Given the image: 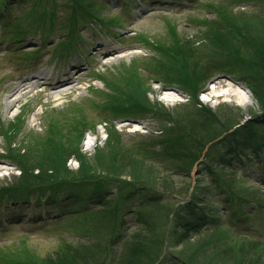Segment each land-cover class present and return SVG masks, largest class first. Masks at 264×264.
<instances>
[{"label":"rangeland","instance_id":"rangeland-1","mask_svg":"<svg viewBox=\"0 0 264 264\" xmlns=\"http://www.w3.org/2000/svg\"><path fill=\"white\" fill-rule=\"evenodd\" d=\"M87 1L0 0V187L13 186L16 179L23 175L14 160L9 158L11 151H21V155L26 156L31 145L48 136L52 123L60 124L62 130L66 128L63 134L70 138V135L76 134L72 129L74 121L85 122L82 124L85 125V131L81 149L86 156V167L89 172L101 176L99 179L106 184L103 194L106 202L100 205L90 203L87 207L91 211L90 215L87 210L79 213L75 210L78 209V192H75L74 201H65L61 207L53 209L66 213L57 216V221L48 215L37 219L32 208L34 197L30 198L28 204L20 202L22 200L0 203V264H18L21 261L19 255L26 249L45 258L54 254L64 242L73 246L92 242L109 244L114 249L112 255H108L106 264H119L126 242L132 243L135 236L138 242L145 235L142 217L138 214L142 205H145L141 211L143 217L151 219L155 225L153 232H158V237L167 236L163 247L158 246L154 253L158 254V261H166L167 255L177 253L176 250H168V242L173 243L176 208L191 199L194 188H207L214 177L207 170H203L201 176L198 164L203 158L189 167V175L177 176L174 173L180 166L174 158L155 159L145 153L143 158L145 156L149 162L142 168L140 181L158 189L160 205L155 206L137 194L124 200L122 194L127 190H122L123 184L133 183L127 164L130 156L123 164L114 159L111 154L113 151L108 148L111 127L115 126L122 137V146L133 144L135 150L132 149V153L138 156L140 142L158 143L167 137V129L173 124L156 113H143L129 118L119 112V108L115 110V107L122 105L118 99L119 92L102 80L106 76L115 78L118 71L128 68L131 62H140L138 66L150 101L163 106L173 117L174 113L177 114L182 120L186 115H196L201 105L213 112L222 109L223 112L219 113L223 121L240 115L243 116V123H254L253 114H261L259 101L248 84L236 72L237 76L223 70L229 66L223 64L225 68H220L221 58L209 46V40L204 38L209 25L219 22V14L224 9L233 15L260 13L264 16V0ZM90 7L94 14L88 17L86 9ZM74 15H80L82 20L77 22L75 28L74 21H71V18L75 19ZM203 22L205 24L202 25ZM171 29H176L180 38L195 42L191 61L197 63L199 68L196 69L203 73L197 91L190 90L186 84L170 82L169 72L159 71L154 66L157 60L167 61L157 44L171 43ZM203 44L207 45L206 48H200ZM43 75H48L53 87L47 85L46 81H38L37 77ZM37 81L35 87L17 92V88L25 82L31 85ZM114 84H117L116 81ZM239 88L249 92L251 98L240 92L236 94ZM230 91L233 92L230 94ZM9 102L13 105H9ZM18 121L24 123L21 131H13L12 136L7 135V127ZM257 131L264 138V124L258 126ZM90 137L95 139L94 144L89 143ZM76 138L71 139L74 141ZM228 148L226 144L218 147L219 156L228 153ZM253 151L252 147H248L245 153L234 154V160L237 162L239 157L246 160V154L252 155ZM66 165L72 174L79 171L80 163L76 157H68ZM238 169L243 182L237 180L236 187L241 184L248 186V192L254 190L263 199L264 170L258 162L249 166L247 162L238 166ZM120 170L123 173L117 177L116 171ZM39 172V169L34 171L36 175ZM51 173L49 170L48 174ZM166 178L175 183L174 193H178L179 197L165 190L163 192L158 187H161L157 185L158 181ZM198 178H201L199 183ZM83 180L87 182V179ZM74 181L81 183L82 179L78 177ZM63 191L59 199L68 200L67 190ZM85 193L91 196L90 189ZM154 194L155 191L152 194L155 198ZM226 196L230 197V193L222 188L212 198L209 196L202 208L206 209V213L218 212L227 221V214L222 210ZM82 197L79 199L82 200ZM238 204L233 198L231 210ZM116 207L118 210L115 211ZM73 209L75 212L69 214ZM46 210L47 206L43 205L41 214ZM241 211L250 213L244 223H239L241 227H248V239L264 240V209L254 201L241 207ZM114 238L119 242H115ZM235 238L231 236L223 240L234 241ZM193 239L182 247L198 242ZM149 255L152 258L153 255ZM166 263L174 264L169 261Z\"/></svg>","mask_w":264,"mask_h":264},{"label":"trees","instance_id":"trees-1","mask_svg":"<svg viewBox=\"0 0 264 264\" xmlns=\"http://www.w3.org/2000/svg\"><path fill=\"white\" fill-rule=\"evenodd\" d=\"M80 8L81 6L78 7V9ZM86 10L88 17L94 14L92 7ZM80 12L83 14L82 11ZM259 14L233 15L231 11L224 9L219 14V22L209 25L206 38H204L209 40V46L214 48L221 58L220 68H225L224 64V66L230 67L223 69L225 72L229 71L234 75L242 76L258 99L261 114L257 116L253 114L256 120L254 123H243V116L240 115L223 121L222 109L219 110L221 113L213 112L202 105L196 115H186L183 120L174 112V117L171 116V112L166 111L160 104L152 103L148 98L145 82L142 80V72L138 66L141 64L140 62H131L128 68L125 67L122 71H118L115 78L106 76L103 79L108 87L110 84L117 93L119 92L118 99L122 105L115 107V110L119 108V112L126 114L125 117L135 118L132 116L156 113L168 123L173 124L167 129V137L158 143L140 142L138 156L132 153V149L135 150L133 144L128 147L122 146V137L120 138L115 126L111 127L108 148L113 151L111 154L114 155V159L123 164L130 156L127 164L133 183L123 184L122 190H127L122 194L124 200L132 194H137L155 206L160 205L158 189L148 187L149 185L140 181L142 168L149 162L145 160V156L143 158L145 153L155 159L174 158L180 166L177 173H174L177 176L189 175L191 171L189 167L203 158L202 162L198 164L201 167L199 169L201 176L203 170H207L214 177L207 188L202 190L194 188L191 199L176 208L174 215L176 224L172 232L173 243L172 241L168 242V250H176L177 253H170L165 259L174 264H264V240L248 239V227L239 225V223H244L250 214L241 211V207L247 206L248 202L255 201L261 209H264V198H259L254 190L252 193L248 192V186L244 187L241 184L236 187L235 184L237 180L243 182V178L238 175V166H243L247 162L248 166L255 165L258 162L259 167L264 170V138L257 131V127L264 124V16ZM75 16V19L71 18V21H74V28L77 27L78 21H82L80 15ZM201 24L203 25L205 22ZM171 30V43L157 44L164 52L167 61L157 60L155 62L157 65L154 66L159 71L169 72L167 75L170 82L177 85L186 84L190 90L197 91L203 80V73L196 69L199 68L197 63L191 61L193 59L191 50L194 49L195 42L180 38L176 29ZM206 46L203 44L200 48H206ZM187 53L189 54L187 55ZM217 65L219 66V63ZM115 81L117 84H114ZM124 92L126 93L124 94ZM196 101L198 100L196 99ZM83 123L74 121L72 129L76 134L70 135L77 137L74 141L71 139L72 137L68 138L63 134L66 132V128L63 127L64 130H62L60 124L52 123L49 126L48 136L41 141L37 140L38 142L34 145L38 146L31 145V150L26 156L21 155V151L16 153L11 151L9 158L14 160L23 175L16 179L17 182L13 186L0 187V203H6L9 200L16 202L22 200L28 204L30 198L34 197L33 209L41 212V208L45 205L47 206L46 211L53 214L58 213L53 209L61 207L65 201H74V194L78 192L76 193L78 194L76 204L78 207L84 206L85 208L82 210H87L89 215L91 211L87 207L90 203H94V205L105 203L103 194L106 184L99 179L101 176L89 172V168L86 167V156L81 149L84 131L78 129V126L85 129ZM237 125L240 127H236ZM22 126H24L23 122H12L7 127V135L12 136L13 131H21ZM222 144L229 146L228 153L219 156L218 147ZM248 147L254 149L253 154L255 155L246 154V160L239 157L236 162L234 154L245 153ZM68 157H76L80 163L79 171L76 174H72L66 165ZM153 162L156 161L153 160ZM37 169L40 172L36 175L34 171ZM49 170L52 172L50 175L48 174ZM122 173V170L116 171L117 177H120L118 174ZM78 177L82 179L81 183L74 181ZM83 179H87V182L84 183ZM200 179H197L198 183ZM62 181H64V185H62ZM159 184L161 187H158L163 192L166 191L172 196L179 197L178 193H174L175 183L169 178L160 179L157 185ZM222 188L227 189L230 193V197L226 196L222 205L224 208L222 210L227 214V221L218 212L206 213V209L202 208L207 203L209 196L212 198V195L220 192ZM65 189L68 200H60V192ZM88 189L91 190V196L85 193ZM188 189L191 188L188 187ZM154 191L155 198L152 197ZM186 191L188 192V190ZM80 197L83 199H79ZM233 198L240 204L231 210ZM144 206L140 207L141 211L145 208ZM116 210H118L117 207ZM141 211L138 214L142 217L141 225L143 229L145 228V235L138 242L136 236L132 243L131 241L126 242L124 258L121 257L119 264H148V262L154 264L159 260L158 254H154L157 247L160 245L163 247L167 241L166 235L158 237V232H153L154 223L151 219L144 218ZM72 212L75 210L73 209L69 214ZM97 230L99 231V229ZM231 236L236 237L234 241L223 240ZM192 238L198 242L182 247ZM113 240L115 241V238ZM232 243L235 244L231 245ZM113 249L106 243L101 245L92 242L87 245L73 246L64 242L54 254L50 255L52 258L50 256L40 258L26 249L19 255L21 261L18 264H106L108 255H112ZM149 254L153 255L152 258ZM166 261L160 260L157 263L167 264Z\"/></svg>","mask_w":264,"mask_h":264},{"label":"bare ground","instance_id":"bare-ground-1","mask_svg":"<svg viewBox=\"0 0 264 264\" xmlns=\"http://www.w3.org/2000/svg\"><path fill=\"white\" fill-rule=\"evenodd\" d=\"M102 48L105 49V46L103 45ZM77 67H78V66H75V68H77ZM37 79H38L39 82H40V81H46V82H47V85H49L50 87H53V86H54L53 84H51V82H49V77H48V75H43V76H41V77H37ZM68 80L70 81V80H72V78H68ZM38 81H37V83L31 84V85H30L29 83L25 82V84H23L22 86H19V87L17 88V92L19 93L21 90L31 89V88L35 87V86L38 84ZM52 85H53V86H52ZM56 85H58V83H57ZM55 89H56V87H55ZM238 90H239V91H237L236 94H239L238 92H240V94H245V96L247 95L249 98H251L249 92H247L245 89L239 88ZM232 92H233V91H232ZM232 92L230 91V94H231ZM125 93H126V92H124V94H125ZM247 96H246V97H247ZM9 105H13V103H12V102H9ZM89 143H90V144H92V143L94 144V143H95V139H94L93 137H90V139H89Z\"/></svg>","mask_w":264,"mask_h":264}]
</instances>
